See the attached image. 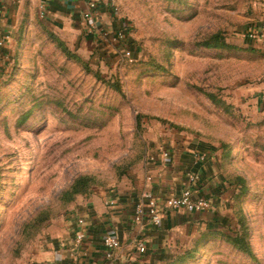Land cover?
Returning <instances> with one entry per match:
<instances>
[{
  "label": "rangeland",
  "instance_id": "1",
  "mask_svg": "<svg viewBox=\"0 0 264 264\" xmlns=\"http://www.w3.org/2000/svg\"><path fill=\"white\" fill-rule=\"evenodd\" d=\"M113 6L122 41L37 11L0 54V264H26L48 228L175 146L216 153L227 197L175 264H264V40L245 37L264 0Z\"/></svg>",
  "mask_w": 264,
  "mask_h": 264
},
{
  "label": "crops",
  "instance_id": "2",
  "mask_svg": "<svg viewBox=\"0 0 264 264\" xmlns=\"http://www.w3.org/2000/svg\"><path fill=\"white\" fill-rule=\"evenodd\" d=\"M116 1L99 0L95 14L98 29L91 30L83 20L86 0H0V54L9 55L18 26L23 21L29 24L37 11L50 24L97 44L102 39L101 29L110 33L120 26L121 21L110 7ZM261 17L259 26L264 27V14ZM149 158V180H134L125 189L99 192L79 204L66 220L46 230L26 264H168L180 255L227 208L225 186L218 172L219 158L212 151L188 146L159 149ZM191 177L196 179L192 181ZM189 188L193 200L204 198L209 202L208 210H165L159 226H153L146 216L139 221L133 219L135 206L147 203L146 194L162 204L166 198L179 196ZM77 218H83L86 227L79 247L72 242ZM105 236L117 241L112 258L106 257L102 244ZM139 241L145 244L144 254L137 252Z\"/></svg>",
  "mask_w": 264,
  "mask_h": 264
},
{
  "label": "built area",
  "instance_id": "3",
  "mask_svg": "<svg viewBox=\"0 0 264 264\" xmlns=\"http://www.w3.org/2000/svg\"><path fill=\"white\" fill-rule=\"evenodd\" d=\"M80 0H72V2L77 3ZM112 12L116 13V8L113 4H110ZM87 10L83 14V20L89 25L91 30H97L98 26L96 23L95 14L97 9L100 6L99 0H86ZM125 32L123 30H118L113 33H108L104 30H100L99 37L103 39V37L110 39L111 41H122L124 39ZM247 40L249 41H262L264 40V27L259 26L255 28H249L246 31ZM2 46V42L0 41V47ZM166 156V154H165ZM195 177H191L190 180H195ZM149 180V178H148ZM147 199V203L145 205L138 204L135 206L133 211V219L135 221H139L142 217L146 216L149 218L151 224L153 226H159L162 220L163 212L168 210H186V211H196L203 212L209 209L210 204L204 198H199L197 200L192 199V189L184 190L179 196H171L164 200L162 204L158 203L151 194L145 195ZM85 222L83 218H77L75 220V230L73 233L72 242L75 247H79L85 238ZM102 244L104 246L106 257L112 258L113 252L117 248V241L112 236H105L103 238ZM137 252L139 254H144L146 251L145 244L139 241L136 245Z\"/></svg>",
  "mask_w": 264,
  "mask_h": 264
},
{
  "label": "trees",
  "instance_id": "4",
  "mask_svg": "<svg viewBox=\"0 0 264 264\" xmlns=\"http://www.w3.org/2000/svg\"><path fill=\"white\" fill-rule=\"evenodd\" d=\"M84 189H83V186H81V184L78 182L76 183L73 188H72V191H71V194H79L81 192H83ZM186 251V250H185ZM185 254V252L183 253V255ZM181 255H177L171 262H169L168 264H175L177 263L178 261L180 262L181 261Z\"/></svg>",
  "mask_w": 264,
  "mask_h": 264
}]
</instances>
